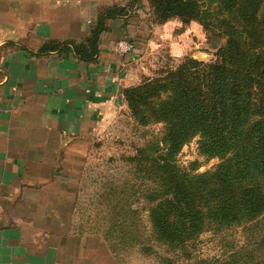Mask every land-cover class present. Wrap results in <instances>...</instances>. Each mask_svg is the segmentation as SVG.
<instances>
[{
	"label": "trees",
	"instance_id": "1",
	"mask_svg": "<svg viewBox=\"0 0 264 264\" xmlns=\"http://www.w3.org/2000/svg\"><path fill=\"white\" fill-rule=\"evenodd\" d=\"M149 2L157 24L197 22L217 52L214 61L187 58L123 90L136 123L162 124L163 132L130 158L151 186L133 187L141 197L126 208L121 203L120 210L137 216L138 207H132L140 198L148 199L149 235H134L147 241L132 242L144 251L155 246L177 251L205 232L264 218V0ZM124 10L101 12L83 42H52L42 51H71L81 62H93L105 20L123 16ZM196 137L200 154L220 161L212 171L195 174L194 166L186 170L176 163V155ZM118 228V242L124 243L128 231L123 225ZM111 237L108 231L105 238ZM238 253L194 264H264L263 257L244 261Z\"/></svg>",
	"mask_w": 264,
	"mask_h": 264
},
{
	"label": "crops",
	"instance_id": "2",
	"mask_svg": "<svg viewBox=\"0 0 264 264\" xmlns=\"http://www.w3.org/2000/svg\"><path fill=\"white\" fill-rule=\"evenodd\" d=\"M128 1L0 0V264L103 263L89 254L99 237L74 230L61 193L125 108L123 90L146 76L136 65L149 35L129 12L105 20L93 62L42 49L83 42L101 12Z\"/></svg>",
	"mask_w": 264,
	"mask_h": 264
},
{
	"label": "rangeland",
	"instance_id": "3",
	"mask_svg": "<svg viewBox=\"0 0 264 264\" xmlns=\"http://www.w3.org/2000/svg\"><path fill=\"white\" fill-rule=\"evenodd\" d=\"M129 12L140 19L138 26L142 29L138 36L143 39L149 35V43L141 44L136 65L146 76L136 85L187 58L205 63L214 61L217 52L197 22L184 25L174 19L167 24H157L149 0H129L123 15ZM162 132V124L138 125L125 103V108L105 126L99 138L88 142L84 171L71 173L76 176L70 178L69 188L61 193L67 195L69 204L61 211L72 212V227L77 233L99 237L88 238L90 260L98 259L102 264H194L199 260L222 259L234 252H239L238 257H243L244 261L250 257L264 258V218L248 226L205 232L187 243L183 250L170 251L167 247L155 246V250L149 252L136 244L147 241L134 236L138 231L145 236L150 232L148 199L142 197L132 207H138L137 216L122 213L120 205L126 203V208L141 197L132 188L140 186L147 190L151 180L142 171L138 172V166L130 158L147 142L158 140ZM198 141L199 138H194L176 155L177 165L186 170L194 166L195 174L212 171L220 163L218 159L201 155ZM119 225L125 226L129 234L124 243L118 242ZM108 231L112 235L110 240L105 238ZM133 238L136 242H132Z\"/></svg>",
	"mask_w": 264,
	"mask_h": 264
},
{
	"label": "built area",
	"instance_id": "4",
	"mask_svg": "<svg viewBox=\"0 0 264 264\" xmlns=\"http://www.w3.org/2000/svg\"><path fill=\"white\" fill-rule=\"evenodd\" d=\"M130 49H131V45H129V44H125V43H120L119 44V47H118V51H119V53L120 54H125V53H127L128 51H130Z\"/></svg>",
	"mask_w": 264,
	"mask_h": 264
}]
</instances>
